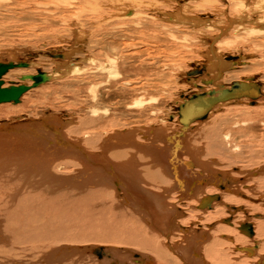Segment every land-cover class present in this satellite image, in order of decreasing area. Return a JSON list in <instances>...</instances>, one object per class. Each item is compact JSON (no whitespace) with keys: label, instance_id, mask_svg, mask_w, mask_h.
Masks as SVG:
<instances>
[{"label":"bare ground","instance_id":"1","mask_svg":"<svg viewBox=\"0 0 264 264\" xmlns=\"http://www.w3.org/2000/svg\"><path fill=\"white\" fill-rule=\"evenodd\" d=\"M14 1H12V2H14ZM41 1H43V0H41ZM51 1H55V0H51ZM61 1L60 2L56 1L57 3L55 2V4L60 3L61 5H63V3H61ZM150 1L153 5H150L149 4L150 2L146 1V0H73L72 3H75V5L77 4L78 6H80V4H82V5L86 4L87 6L89 5L90 6L89 11H91L93 14H96V15H94V18L91 16V14H87V16L90 15V17L88 16L87 18H85L86 20L83 18L84 21H86V24H83V26L81 25V27L88 26V30L86 32H84V34H87L91 38H95L94 32H92V30L95 31L94 29L96 27L99 28L102 24H105V23L109 26L119 27L121 34H123V33L127 34V33H130V31H131L133 34V38L137 37V36H138V39L143 38L144 35L142 34V30H145L146 28H148L147 23H149V21H150V20H146V19L150 15L155 16V14H159V13L160 14L158 16L162 17L165 20L169 19L168 21L173 22L176 19V22H178L177 24L182 25L181 28H183L185 26V28L189 29L190 28L189 25L193 24L191 22L192 21L195 22V20H197V22H195L194 25H195L196 29H199V26L201 25V23L205 24V22L207 21V20L206 21L204 20L205 21L204 22L201 18L200 19L199 18H191V17H193V16H191L192 14L188 15L186 13V11L180 5L178 6V8L175 9V11L176 10L177 11L173 13L170 10L171 8L167 7V6H170V4H171L170 0H163V3L161 4L163 7L161 6L162 8H160V11L157 10L158 11L157 12L156 7H159V6H157L159 1H153V0H150ZM173 1H176V0H173ZM232 1H230V3H232ZM263 1L264 0H237L238 4H236V5H238V7L241 6V8L243 7L244 9H249L251 14L245 13L246 17L245 16L240 17V18L237 17L238 19H236V20L233 17L227 16L228 17L227 21L225 20L226 21L225 22L226 27L221 28V34H219V36H217L215 38L213 37L212 42H214V41L218 42L219 38L222 35L226 34V32H228L230 29L232 30L233 28L235 29V27H237V26H243L245 23H248L249 25L252 26V27L249 26V28H247V30H246L247 34L249 32L254 33V34H260V33L264 32V14H261L260 16L258 14V12L260 11L259 6L264 3ZM1 2L5 3V0H3V1L0 0V4H3ZM69 2H70V0H69ZM176 2H178V1H176ZM37 3H40V2L37 1ZM46 3H47L46 5H48V2H46ZM51 3H53V2H51ZM251 3L253 6L249 7L248 4H251ZM55 4H54V6H55ZM49 5H51V4H49ZM46 7H48V6H46ZM6 8L4 7L3 9H6ZM80 8L82 9V6H80ZM86 8H88V7H86ZM241 8H240V13L238 15L241 14ZM55 9H57V8H54V10ZM62 10H63V8H62ZM75 10H76V8H75ZM83 11L84 10H82V13H83ZM181 11H183V14ZM242 11H244V10H242ZM244 12H242V13H244ZM74 13L75 12H73V14ZM78 13H80V12L78 11ZM87 13H89V12L87 11ZM9 14H10V12H9ZM1 15L3 16L2 13H1ZM241 15H243V14H241ZM78 16H80V15H78ZM91 18L97 19L98 22L96 20L91 22V20H92ZM155 18H157V16ZM155 18H154V20H155ZM71 19H72V17H71ZM73 19H74V17H73ZM216 19H218V18H216ZM154 20H152V21H154ZM130 22L134 23L135 27L133 26L134 29L132 28L129 31V23ZM155 23H157V22H155ZM158 23H159V21H158ZM161 23H163V22H161ZM207 24L208 23H206V25ZM78 25H79V23H78ZM212 25H215V24H212ZM223 25H224V23H223ZM149 26L151 27V25H149ZM152 26H154V25H152ZM172 26L175 27L176 24H174ZM81 27H79V28H81ZM123 27L125 29H123ZM162 27L163 26H161V30H163ZM169 27L170 28H168V30L169 31L171 30V32H172V29H174V28L171 26H169ZM215 27H217V26H215ZM191 28H192V26H191ZM85 29H87V27ZM104 29H105V27H104ZM178 29H180V28H178ZM196 29H194V30H196ZM206 29L208 30V28H206ZM227 29H229V30H227ZM191 30H193V29H191ZM231 30H230V32H231ZM238 30H240V29H238ZM155 31H157V33H158V30H155ZM103 32L105 33V31H103ZM104 33H102V34H104ZM146 33H148V32H146ZM186 33H188V32H186ZM241 33H244V32H241ZM148 34H150V33H148ZM158 34H160V33H158ZM164 34L166 35V32ZM109 35H110V33H109ZM166 36H168V35H166ZM171 36L172 35H170V37ZM102 37H104V35H102ZM159 37H161V36H159ZM198 37H200V36H198ZM152 38H153V35H152ZM167 38H169V37H167ZM144 42H145V40H144ZM212 42L209 45V50H208L209 52L207 55V57H208L207 63L209 64L207 66H209L208 69L210 70V71H208L209 72L208 75L211 72L212 76L216 75V77L218 78V77H221V75L224 72H226V71L228 72V70H230V66L233 65V64H228L226 62H236L239 57L238 56H233V57H228V58L225 57V61H226L225 62L224 58L220 57L219 55H216L217 54V53H215L216 50L213 48V44H216V43L215 42L212 43ZM106 43H107V41H106ZM119 43L120 42H118L117 44H119ZM223 43H225V42H223ZM159 44H160V42H159ZM163 44H165V42ZM74 46H75V44H74ZM103 46H105V45H103ZM109 47H110V45H109ZM120 47H123V46H120ZM143 47H144V44H143ZM150 47H152V46H150ZM89 48H91V46ZM100 48L105 50V48L102 46ZM138 49H139V47H138ZM79 50H81V49H79ZM108 50L109 49H107V52H108ZM112 50H115L117 55L111 56L109 54L108 57L107 58L105 57L104 60H102V61L99 60L100 64H97L95 69L98 72H101L103 74H106L104 72H107L111 76L110 78H112V77L116 78V77L120 76L119 65L122 64L121 60H122L124 55H122L121 51L119 52L120 48H118V47H116ZM144 50H145V47H144ZM123 51H125V50H123ZM134 51H136V50H134ZM148 51H150V50H148ZM59 52H62V51H59ZM132 52L133 51H131L130 53H132ZM91 54H92V52H91ZM95 54L97 55L98 53H95ZM57 56H59V55H57ZM130 56H128V57L130 58ZM234 57H236V58H234ZM71 58H73L72 55H71ZM59 59H62V61L67 62V63H65L66 65L64 64V65L56 66L55 67L56 69H58L57 67L65 66L66 68H64V69L67 70V72L71 75L81 74V72L83 73V71L85 70V67L77 66V65H75V63L73 61L69 62V64H68V61H67V59H65V55L63 53L61 54V56H59ZM132 60H131V62H133ZM154 60H153V62H154ZM90 61L96 63L95 59H90ZM239 61H241V59H239ZM151 63H152V61H151ZM80 64H81V62H80ZM91 64H93V63H91ZM91 64H87V65L90 66ZM138 65H140V64H138ZM149 66H151V65H149ZM91 67H92V65H91ZM122 67H124V66H122ZM132 67H133V65H132ZM127 68H128V66H127ZM134 68H136V67H134ZM65 70L63 72H65ZM129 70H131V69H129ZM138 71H140V70H138ZM198 72L200 74L204 73V69L202 72H200V71H198ZM89 73H90L89 75H92L91 72H89ZM38 74H35L34 76H37ZM86 74H88V73H86ZM231 74H232V72H231ZM57 75H58L57 72H55L54 74L45 73L44 81L42 84L39 85V87L44 85V84L47 85L49 81L51 82V81L56 80ZM94 75L96 76L97 74H94ZM225 75H228V74H225ZM65 76H69V75L65 74ZM125 77H127V76H125ZM65 78H63V80ZM88 78L89 77H87V80H88ZM91 78H93V77H91ZM99 80H100V78H99ZM106 80H108V79H106ZM21 81L25 82V81H30V80L23 81L21 78ZM122 81H124V80H122ZM96 82L97 81H95V84H96ZM144 82H146V81H144ZM203 82H204L203 84H205L206 87L204 85L200 86L197 84L195 87L197 89L202 90L201 93L199 94L200 96L203 94H206V95H204V98H202V99H200V101H198V104H197V106L195 105V108L202 107L204 105H207V106L203 110H201L202 108L197 109L196 114L197 115L201 114V115L198 117V119L194 123L195 126L197 125V123H201V122H204L205 120H207L208 117L210 115H212L214 112L216 114V112H220L223 108L228 107L230 104H236L237 102L246 101V103H249L250 106H255V103L257 101L254 99L264 98V95H263L264 94V87L262 86L261 83L257 82L253 78H248L247 80H244V81H236L230 87H223L219 84H216L215 86L218 88L217 90L216 89L211 90L212 88H214L211 86V84H213V82H214L213 80L206 79ZM132 83H134V82H131V84ZM149 83H147V84H149ZM167 83L169 84L170 82L167 81ZM4 84L6 85L5 81H4ZM33 84H34V81H32L31 85H29V84L28 85L32 86ZM89 84H90V82H89ZM147 84H145V86H147ZM153 84H156V83H152L151 85H153ZM193 84H195V83H193ZM235 84L252 90V94L250 96L240 97V98H235V99H234V96L229 97V98L224 97L223 101L220 100L217 102V100H215L217 102L216 104H215V102L210 103L211 98L209 97V93L215 92V93H211L212 97L213 96H219L218 94H221V92L224 90L230 89ZM258 84L260 85V89H261L260 91H259V89H257ZM5 85H4V88H8ZM132 85H134V84H132ZM136 86L137 85L135 84L134 89ZM161 86L162 85H160V87ZM39 87H37V88H39ZM117 87H118V85H117ZM154 87H156V86H154ZM187 87H189V86H187ZM205 88L209 89L206 91L207 93L205 92ZM126 90H127V87H126ZM162 90L164 91V89H162ZM74 91H76V90H74ZM115 91H117V90H115ZM130 91H131V88H130ZM149 91H150V89H149ZM167 91H169V90H167ZM191 91H194V90H191ZM61 92H62V90H61ZM122 92H124V91H122ZM196 92H198V91H196ZM63 93H64V95H66L65 92H63ZM71 93H73V92H71ZM143 94H141V95H143ZM129 95H130V93H129ZM136 95H134V96L137 97ZM161 95H163V94H161ZM193 95L196 96L197 94H193ZM193 95L190 96L189 98L186 97L188 99L186 101H189L190 99H192L194 97ZM22 97H21V99H22ZM73 97H75V96H73ZM139 98H137L138 100H137V102H135L136 104L133 101L134 107L131 106V108L132 107L135 108L137 104H139L138 106L142 105L140 103H141V101H143L144 98L142 100L141 99L139 100ZM252 98H254V99L252 100ZM156 100L157 99H155V101ZM105 101H107V100H105ZM152 101H153V99H152ZM155 101H153V102H155ZM127 102H128V100H127ZM145 103L147 104V102H145ZM148 103H150V102H148ZM183 103H185V102H183ZM13 104H15V103H13ZM122 104L124 105V103H122ZM213 104H215V105H213ZM263 106H264V104H263ZM97 108H98V106H97ZM123 108H125V107H123ZM147 108H148V106H147ZM148 110H149L148 112H150V109H148ZM152 111H153V108H152L151 112ZM156 111H158V110H156ZM134 112H135V110H134ZM96 115H97V113H96ZM153 115H154V113H153ZM119 116H121V114ZM228 116H230V115H228ZM92 117H94V116H92ZM172 118L174 120V117H172V116L170 117V120H172ZM46 119H48V116ZM49 119H51V125H46L47 126L46 129L40 128V124L38 122L33 126L26 127L25 123L27 121L33 120V119H29V118L25 119L23 121L13 119L14 123H12V124H14V126L8 125L7 128H5V127L2 128L3 125L0 124V170H1L0 171V254L1 253H5V255L10 254L7 257L8 261H6L3 264H30V263L31 264H35V263L36 264L37 263H41V264H80L82 262H88L89 264L90 263L91 264H264V213H261L263 208H260L259 206L255 207V205H253L254 200L252 201L253 198L250 196L251 194L256 193V191H258V193L259 192L264 193V166H262L261 168H257V167L253 168L252 167V169H249V167L246 166V167H248L249 171H246L248 173H247L246 178L244 177L245 179H242L244 181H242L239 178L234 177V175H232L231 173L223 172V171L216 172V170H215V173H212V172L209 173V171L207 173L206 170L204 169L203 171L196 172V170H195V168H196L195 160L196 159L194 160L193 159L194 156L192 155L193 152H195V151L192 152L189 150V148L187 151H184L185 146H186L184 144L189 143V141L182 142V141H184V138H187L186 137L187 133L192 132V131H190L193 127V125L190 126L191 123L189 124V126H186L185 128H183L182 131L177 130L176 132H172V133L169 132L170 134L167 137H164V139L162 137L160 138L161 141L164 140L163 142H165V143L161 142L162 144L166 145V146H164L165 150L162 149V147L160 148L157 146H154V148L149 147V146L147 147V145H145L146 147L143 146L142 148L141 147H135L134 150H136V151H139V150L141 151L143 149L149 150V152H147V154L142 153V152L139 153L140 152L139 151L138 153L142 154L139 157L137 152L130 150V148H132V147L129 146V144L133 145V146H138L137 143H135V141L133 142V140H135L134 139L135 136L132 135V134H134V132L130 133V135H129L126 129L125 130H119L117 128L119 131L118 130L114 131L115 133L113 132V134H112L110 132L111 131V129H110L109 132L111 134L109 136H107V135H106V137L104 136V139L102 141H101V139L103 137L97 139L98 141L100 140V142H101L99 144L97 141V143H98L97 147L99 148L98 150H97V147L95 146V145H97V143L93 142V140H95V139H93L91 141L92 146L85 141V143L90 148H93V150H92L88 146H86L83 142V139H86V137H84L83 139L80 138V133H78V129H79L80 125L76 129L77 130L76 133L79 134V135L78 134L77 135L79 136L80 139L79 138L75 139V138H72L73 136L70 137V135H69V134H71V135L75 134V132L72 133V130H71V131H69V134H68L67 133L68 130L64 127V123H67V122L64 121V123H63V121H61V119H59L55 115L50 116ZM63 119H64V117H63ZM109 119H112V118L110 117ZM175 119L177 120L176 117H175ZM34 120L36 121L37 119H34ZM41 120H43V119H41ZM57 120H58V124H60V126H58V125L56 126ZM262 120H264V119H262ZM75 121H78V120L75 119ZM104 121L105 120H102V122H104ZM107 121H105L104 123H107ZM112 121H109V122L111 123ZM117 121H118V119H117ZM122 121H124V120L122 119ZM97 122H96V128H98ZM99 122L102 123L101 121H99ZM165 123H164V125H166ZM107 124H109V123H107ZM168 124H171V123L169 122ZM168 124H167V127H168ZM223 124H225L224 126L227 125L225 121ZM121 125L125 126V124H123V123H121ZM121 125H120V127H121ZM67 126H68V124H67ZM112 126H111V128H112ZM172 126L173 125H171V127ZM198 126H201V125L198 124L197 127ZM10 127H13V129H11ZM55 127H56V129H59V130L55 129L54 131H52ZM68 127H70V126H68ZM93 127H91V128L93 129ZM139 127H141V126L139 125ZM149 127H150V125H149ZM150 128L151 129L154 128V132H155L156 127H150ZM163 128H164V126H163ZM169 128H170V125H169ZM5 129H8V130H5ZM99 129H97L98 132H99ZM151 129H149V133H152L153 130H151ZM202 129H204V127ZM102 130H104V129H102ZM226 130H227V128H226ZM104 131H107V130H104ZM146 131H148V130H146ZM156 131H158V130H156ZM195 131H197V130H195ZM56 132H59L60 135H57ZM198 132L199 131H197V133ZM225 132H224V134H225ZM107 133H108V131H107ZM156 133L157 132H155V134ZM161 133H163V132H161ZM89 134H91V131ZM219 134H221V133L219 132ZM91 135H93V133ZM210 135H212V134H210ZM141 136H144V137L146 136L149 139L151 135L147 136L146 134H143ZM191 136H192V134H191ZM191 136H190V139H191ZM226 136L230 137L229 135H226ZM203 137H205V136H203ZM94 138H95V136H94ZM96 138H98V137H96ZM226 139H228V138H226ZM226 139H225V141H226ZM201 141H203L202 138H201ZM94 143H95V145H93ZM147 143H149V142H147ZM220 143H221V141H220ZM220 143L218 142L219 145H220ZM228 143H230L229 140H228ZM125 145H127L129 147L124 148ZM153 145H154V143H153ZM225 145L228 146V144H225ZM93 146H95V147H93ZM208 147H209V149L215 148V143L210 142L208 144ZM196 148H198V147H195L194 150H196ZM132 150H133V148H132ZM225 151H229V150L225 149ZM185 152L187 153L186 156L183 155ZM225 154H227V153H225ZM172 155L175 157H178V158H180L179 156H182V157L184 156L185 161H179V159L177 160V158L174 159ZM187 155L190 156V160L187 159V157H188ZM169 156H171V158ZM145 158L152 159L151 163H153L155 166H158L160 168V169H154L155 167L153 166L154 167L153 171L157 172V174H159L164 179L165 184L166 183L169 184V187L167 186L168 187L167 189L165 188L164 190H162V188L160 189L158 187V189H160L159 191H161V192H159L157 189L158 193L157 192L153 193L149 190H143L141 187L142 185H139L143 181L141 179L142 176L139 175L140 170L138 168L140 166L142 167V165L145 166L146 163L141 165V163L146 161ZM139 159H140V161H139ZM174 160H177V161H174ZM199 164L201 167L204 166V164H201L200 162L198 163V165ZM14 165L18 166V168L16 170H15ZM62 166L65 167L66 169L73 167L76 170L72 174H70V172H68L67 174H65V173L59 174L58 173L59 168ZM137 166H138V168H137ZM150 167H152V166H150ZM73 168H71V171L74 170ZM137 169H138V171H136ZM147 171H148V169H147ZM204 173H205V175H204ZM236 173H238V172L236 171ZM159 175H157V176H159ZM238 175H241V172ZM139 176H141V177H139ZM151 178H152V176H151ZM158 178H160V177H158ZM251 178L253 180V183H251V184H253L252 185L253 187L250 186L251 184H249V183L245 184ZM254 178H257V179L255 180ZM161 179H159L158 181L161 182ZM21 180H23V182ZM167 180H169L171 182L169 183V181H167ZM163 184L160 183V185H163ZM208 184L210 186H208L207 188L210 189V191L206 190L207 189L206 185H208ZM148 185L152 186L151 183H148ZM119 187H121L123 189L124 195L123 194L117 195L118 197L120 196L118 212H115L117 210V208H116L117 205H115V207L109 206L110 210H109V212L108 211L105 212V216H104L105 221H108V219H109L111 224H114L115 229L113 228L114 230H112V231L115 233V235H116L115 237H111L112 235L109 234V233L113 234V232H111V231L110 232L107 231L108 234L105 233L107 235L101 234V236H98L97 238L93 237L94 236V234H92L93 232L91 234H89L90 237L86 236L87 234H85V236H81L82 233L89 231L90 227L86 226V225H88L87 222L83 224V226L85 225L87 227V229L85 230V228L83 226H79L82 224L69 222L72 219L73 215H67L68 217L64 216V214L65 215L67 214L66 211H64V214H61L64 207L65 208L68 207V210H74V208L77 207V212H76V214H77L78 213V207L81 206V204L83 205V203L86 202V199L91 200V199L96 197L98 200V198L99 199L102 198L101 192H103L104 194L106 193L109 198L112 196H113V198H115V195L113 192H114V190L116 192H119V190H118ZM160 187H162V186H160ZM242 187H244L243 190L248 191L247 194L242 191V189H241ZM32 188L34 190H30ZM64 188H69V189L74 188V190H71V191L66 190V192H69V193L71 192V194L74 193L76 196H77V194H79V195L87 194L88 197L85 196V198L83 197L81 199H76L73 201L66 200L65 199L66 197L58 196L59 193L61 194V193L65 192V191H60L61 189H64ZM121 188H120V190H121ZM149 188L154 189V187H149ZM95 191L96 192L99 191V193L93 194ZM49 193L50 194L58 193V195H57L58 200L49 203V205L51 207L54 206L55 209H51V208L46 209L42 205V204L46 205L44 198L49 197ZM109 193H111L112 195H109ZM33 194L37 197L40 196L39 198H36L38 200L34 201L30 198ZM71 194H69V195L71 196ZM89 194H93V195L91 197H89ZM106 194H105V196L107 197ZM248 194H250V195H248ZM73 198H74V196H73ZM258 198H259V196H258ZM70 199H71V197H70ZM111 200H114V199H111ZM49 201H50V199H49ZM80 201H81V204L79 203ZM92 201H94V200H92ZM102 201H104V199ZM18 202H21V205L23 207H27V209L31 208L32 212H30L28 214L25 213V211H23L22 209L17 207ZM100 202H101V200H100ZM106 203H108V202H106ZM35 204H37V205L40 204L41 206H43V210L38 211V209L35 207ZM65 204H67V205H65ZM110 204H111V202H110ZM110 204H108V205H110ZM21 205H20V207H21ZM49 205L47 206L48 208H49ZM72 205H76V206H72ZM105 206L106 205H104V208H105ZM54 207H52V208H54ZM254 207L256 209H254ZM101 208H103V207H101ZM106 208H107V210L109 209L107 206H106ZM227 208L229 209L228 211H227ZM86 209H89V207ZM95 209H96V207H95ZM59 210L61 213L58 214ZM96 210H98V209H96ZM253 210L259 211L260 215H257L255 217L253 214H251V212L252 213L254 212ZM82 211H84V210H82ZM17 212L19 214L21 213L23 216L25 215V217L28 218V220L23 219L20 215L17 214ZM91 213H93V212H91ZM239 213L243 214L240 217L243 222L241 221V223L239 222V224H238V221H240V220H239V216H237V215ZM76 214L74 216H76ZM29 215H32L33 217H30ZM82 215H83V213H82ZM87 215H88V213H87ZM185 215L188 217H186ZM85 216H86V213H85ZM95 216H97V215H95ZM242 216H244V217H242ZM75 219H77V218H75ZM90 219H91V217H90ZM98 219H96V220H98ZM8 222L10 224V227L8 228L10 233H12L14 235V234H19V233L25 234V232H28V233H30L29 237H37L36 238V245H31L30 248L28 245L27 246L25 245L23 247L22 251H20L21 249H19V248H15L13 250L12 247L10 246L11 244L9 243V239L11 238V236L9 238L8 231L5 228L6 227L5 225ZM75 222H77V221H75ZM4 223H5V225H4ZM92 224H94V223H92ZM116 224H120V225L116 226ZM94 225H92V226H94ZM101 228H102V226H101ZM91 229H93V228H91ZM73 231H76V232H73ZM70 233L75 236L74 239L70 237ZM98 234H100V233H98ZM40 236H42V237H40ZM17 237L18 236H16V238ZM94 238H96V239H94ZM17 239L23 240V239H19V238H17ZM15 240L16 239H14V241ZM65 240L69 241L68 245H66V243L64 242ZM80 240H83L84 242L92 241V243L94 242L93 240H96V241L102 240L103 242H109L112 245H105V247L104 246L99 247L98 245H95L96 243L95 244L93 243L94 245H92V244L90 245L91 242H89V244H83L82 246H80L81 244H77L78 242H80ZM23 241H25V240H23ZM74 242H77V243H74ZM103 242H101V244ZM14 243H16V242H14ZM22 243L24 244V242H21V244ZM18 244H20V243H18ZM18 244H15V245L18 246ZM103 244H105V243H103ZM19 246H21V245H19ZM34 248L38 249L40 251L39 254H37V255H40V259L38 261L29 263V262L24 261L23 257L21 260H19V258L17 257L20 255V254H18V252L22 253V252H26V251H32ZM18 249H19V251L14 252L15 250H18ZM22 254H24V253H22ZM13 257H15V258H13ZM33 257H34V254H33ZM35 257H36V255H35ZM11 258H13V260ZM0 264H2V259L0 260Z\"/></svg>","mask_w":264,"mask_h":264},{"label":"rangeland","instance_id":"2","mask_svg":"<svg viewBox=\"0 0 264 264\" xmlns=\"http://www.w3.org/2000/svg\"><path fill=\"white\" fill-rule=\"evenodd\" d=\"M1 1H3V0H1ZM12 1H14V0H5V3L1 2L3 4H0V12L3 14V16H2L0 13V35H1L0 36V63H11V62H13V63H28L29 67L28 68H17V69L10 71L4 78V81L6 82L5 86L9 87L10 82L24 84V85H28V84L31 85L32 81L22 82L21 78L23 76H27V75H35V74H38L39 72L48 73V74H50V73L54 74L55 72H57L58 75L56 76L57 77L56 80L51 81V82L49 81L47 85L44 84V85L40 86L39 88L32 89L31 91L26 93L22 97L21 102L19 104L7 103V104L0 105V114H1L0 115V124L3 125L2 128L3 127L7 128L8 125H12V123H14L13 119L21 120V121L28 119V118L33 119V120L34 119L40 120V119H46L47 116L49 118L50 116L55 115L59 119H61V121H63V123H64V121L67 122V123H64V127L68 130V132H67L68 134H69V131H71V130H72V133L75 132V134H72V135L69 134L70 137L73 136L72 138L78 139L79 138L78 133H80L81 139L86 137V139H83V142L86 146H88V145L85 143V141L91 145L92 144L91 141L93 139L96 140V141L93 140V142L97 143V141H98L97 139H99V138L103 137L101 139V141H102L104 139V136L105 137H106V135L109 136L111 133L113 134V132L117 131L118 129L119 130H125L126 129L129 135H130V133L134 132V134H132L135 136V138H134L135 140H133V142L135 141V143H137L138 146H133L130 144H129V146L133 148V150H132V148H130V150L137 152V154L140 157V155H142V154H139V153L142 152V153L147 154V152H149V150L143 149L141 151L139 150L140 151L139 152V151L134 150L135 147H141L142 148L143 146L146 147L145 145H147V147L149 146V147L154 148V146H157L160 148L162 147V149H164V146H166L165 144H162V143H165V142H163L164 137H167L172 132H176L177 130L178 131L180 130L181 123H180V118H179L180 114L179 113H180L181 105L184 104L183 102L188 100L187 98H189L193 94H200L202 91V90L197 89L195 87L196 84L200 85V86H203V85L205 86V84H203L204 80H206V79L213 80L214 82H213V84H211V86L214 88H212L211 90H215V89L217 90L218 88L215 86L216 84H219L223 87H230L236 81H244V80H247L248 78H253L257 82L261 83L262 86L264 87V35H263L264 32H262L260 34H254V33L249 32L247 34L246 30H247V28H249V26H251L248 23H245L243 26H237V27H235V29L233 28L234 30L230 29L231 32L229 29H227L229 31L226 32V34L222 35L219 38L218 42L214 41L216 43V44H213V48L216 50L215 53H217L216 55H219L220 57L224 58V61H225V57L228 58V57L238 56L239 58L237 59L236 62H226L225 61L228 64H233L230 66V70H228V72L227 71L224 72L225 74H228V75H225L223 73L221 75V77H218V78L216 77V75L212 76L211 72L208 75V73H209L208 71H210V70L208 69L209 66H207V65H209L207 63V60H208L207 55L209 52L208 51L209 45L212 42V38L213 37L215 38V37L219 36V34H221V28L226 27L225 22L227 21L228 17H233L236 20V19H238L237 17H239V18L244 17V16L246 17V14H251L249 9H244L243 7L241 8L240 5H239L240 7H238V5H236V4H238L237 0H233V1L230 0V1H232V3H230L229 0H176L178 2L170 0L171 4H170V6H167V7L171 8L170 10L173 13L177 11V10L175 11V9L178 8V6L180 5L186 11V13L188 15L192 14L191 16H193V17H191V18H199V19L201 18L203 21L207 20L206 22L204 21L205 24L203 23L205 26L201 23V25L199 26V29H196L194 23L197 22V20H195V22L194 21L191 22V23H193L192 25L190 24L192 26V28L189 24H188L190 27L189 29L185 28V26L183 28H181L182 25H178L177 24L178 22H176V19L173 22L168 21L169 19L165 20L162 17L158 16L160 14L159 13V14H155V16L154 15L148 16V18L146 20H150L151 22L149 21V23H147L148 28H146L145 30H142V34L144 35V37L140 38V39H138V36L133 38V34L130 30L132 28L134 29L135 24L132 22L129 23L130 33L121 34L119 27L109 26L105 23V24H102L99 28L96 27L94 29L95 31L92 30V32H94L95 38L89 37L87 34H84V32H86L88 30V26L81 27V25L83 26V24H86V21H84V19L87 18L88 16L90 17V15L87 16V14H91V16L93 18H94V15H96V14H93L91 11H89V9H90L89 5L87 6L86 4L85 5L80 4V6H82V9H81L80 6H78L77 4L75 5V3H72L73 0H70V2H69V0H62L63 2L60 0L61 3H63V5H61L60 3H59L60 5L55 4L56 1L60 2L59 0H55V1H51V0H45V1L44 0L43 1H41V0H15L14 2H12ZM37 1L40 3H37ZM146 1H149L150 2L149 4L153 5L150 0H146ZM153 1H159L157 4V6H159V7H156L157 8L156 11L157 10L160 11V8L163 7L161 5L163 3V0H153ZM46 2H48V5H46L47 4ZM51 2H53V3H51ZM49 4H51V5H49ZM54 4H55V6H54ZM262 5L264 6V3L259 6V9H260V11L258 12L259 16L261 14H264V7ZM46 6H48V7H46ZM248 6L251 7L253 5L251 3V4H248ZM4 7L5 8L7 7V8L3 9ZM53 7L57 8V9L54 10ZM86 7H88V8H86ZM62 8H63V10H62ZM75 8H76V10H75ZM240 8H241V14H243V15H241V14L238 15L240 13ZM82 10H84L83 13H82ZM242 10H244L245 12ZM8 11L10 12V14ZM78 11L80 13H78ZM87 11L89 13H87ZM73 12H75V13L73 14ZM181 12L183 14V11H181ZM242 12H244V13H242ZM78 15H80V16H78ZM156 16H157V18H155ZM71 17H72V19H71ZM73 17L75 20L73 19ZM154 18H155V20H154ZM216 18H218V19H216ZM151 19L154 21H152ZM95 20L97 21V19H92L91 22L95 21ZM158 21H159V23H158ZM155 22H157V23H155ZM161 22H163V23H161ZM78 23L80 26L78 25ZM206 23H208V24L206 25ZM223 23H224V25H223ZM174 24H176L175 27L172 26ZM212 24H215V25H212ZM149 25H151V27ZM152 25H154V26H152ZM78 26L81 27L82 29L79 28ZM161 26H163L162 29L164 31L161 30ZM169 26L174 28V29H172V32H171V30L170 31L168 30V28H170ZM215 26H217V27H215ZM86 27H87V29H85ZM104 27H105V29H104ZM178 28H180V29H178ZM206 28H208V30ZM123 29H125V28L123 27ZM191 29H193V30H191ZM194 29H196V30H194ZM238 29H240V30H238ZM155 30H158V33H160V34H158L157 31H155ZM103 31H105V33L106 32L107 33L105 34ZM146 32H148L150 34H148ZM165 32H166V35H168V36H166L164 34ZM186 32H188V33H186ZM241 32H244V33H241ZM102 33H104V34H102ZM109 33H110V35H109ZM101 34L104 35V37H102ZM152 35H153V38H152ZM158 35L161 37H159ZM170 35H172V36L170 37ZM198 36H200V37H198ZM167 37H169V38H167ZM109 40L110 41L112 40V41L110 42ZM144 40H145V42H144ZM106 41L108 44L106 43ZM117 41L120 42L121 44L120 43L117 44L118 43ZM159 42H160V44H159ZM164 42H165V44H163ZM214 42H212V43H214ZM223 42H225V43H223ZM74 44H75V46H74ZM143 44H144L145 50H144ZM103 45H105V46H103ZM109 45H110V47H109ZM90 46H91V48H89ZM101 46L104 47L105 50L100 48ZM120 46H123V47H120ZM150 46H152V47H150ZM116 47L120 48L119 52L121 51L122 55H124V56L121 60L122 64L119 65L120 76H118L116 78L112 77L113 78L112 79V78H110L111 76L107 72H104L106 74L98 72L95 69V67L97 64H100V61L104 60L105 57L107 58L109 54L111 56H116L117 53L115 52V50H112ZM138 47H139V49H138ZM79 49H81V50H79ZM107 49H109L108 52H107ZM122 49L125 51H123ZM133 49L136 51H134ZM130 50L133 52L130 53L131 52ZM148 50H150V51H148ZM59 51H62V52H59ZM90 51L92 52V54ZM62 53L65 55V59H67L68 64H69V62L73 61L75 63V65L85 67V70H84L85 72L83 71V73L81 72V74L71 75L67 72V70L64 69V68H66L65 66L57 67L58 69H56L55 68L56 66L64 65L65 63H67V62L62 61V59H59V56H61ZM95 53H98V54L96 55ZM57 55H59V56H57ZM71 55L73 58H71ZM128 56H130V58ZM234 58H236V57H234ZM90 59H95L96 63L91 62ZM239 59H241V61H239ZM131 60L133 62H131ZM150 60L152 61V63ZM153 60L156 64L153 62ZM80 62H81V64H80ZM91 63H93V64H91ZM87 64H91L92 67H91V65L89 66ZM138 64H140V65H138ZM132 65H133V67H132ZM149 65H151V66H149ZM122 66H124V67H122ZM127 66L131 70H129L127 68ZM134 67H136V68H134ZM203 69H204V73L200 74L198 71L202 72ZM64 70H65V72H63ZM138 70H140V71H138ZM89 72H91L92 75H89L90 74ZM231 72H232V74H231ZM86 73H88V74H86ZM65 74L69 75V76H65ZM94 74H97V75L95 76ZM125 76H127V77H125ZM87 77H89L88 80H87ZM91 77H93L95 80ZM63 78H65V79L63 80ZM99 78H100V80H99ZM106 79H108V80H106ZM122 80H124V81H122ZM95 81H97L96 84H95ZM105 81L106 82L108 81V82L106 83ZM144 81H146L147 83H149V82L150 83L147 84ZM167 81L170 83L168 84ZM89 82H90V84H89ZM131 82H134L132 84L137 85L135 87V89H134V85H132ZM152 83H156V84L151 85ZM193 83H195V84H193ZM145 84H147V86H145ZM117 85H118V87H117ZM160 85H162V86L160 87ZM125 86L127 87V90H126ZM154 86H156V87H154ZM187 86H189V87H187ZM130 88H131V91H130ZM149 89H150V91H149ZM162 89H164V91ZM61 90H62V92H61ZM74 90H76V91H74ZM115 90H117V91H115ZM167 90H169V91H167ZM191 90H194V91H191ZM207 90H209V89L205 88V92ZM122 91H124L125 93ZM196 91H198V92H196ZM63 92H65L66 95H64ZM71 92H73V93H71ZM129 93L131 96L129 95ZM141 94H143V95H141ZM161 94H163V95H161ZM134 95H136L137 97H135ZM73 96H75V97H73ZM137 98H139V100L140 99L142 100L144 98L143 101H141V103H140L142 105L138 106L139 104H137L136 107L133 108L134 103L137 102V100H138ZM152 99H153V101H155V99H157L155 101L156 103L153 102ZM105 100H107V101H105ZM127 100H128V102H127ZM133 101H134V103H133ZM145 102H147L148 105ZM148 102H150V103H148ZM122 103H124V105ZM263 104H264V98H259L257 100V102L255 103V106H250V104L246 103V101L237 102L236 104H230L228 107L223 108L220 112H216V114L214 112L204 122L197 123V125L199 124L201 126L197 127V125L195 126L194 123H192L193 127L190 131H192L193 133L192 132H189L190 134L187 133L186 137L188 139L184 138V141H182V142L189 141V143L184 144V145H186L184 151H187L188 148L192 152L195 151V152H193L192 155L194 156L193 159L194 160L196 159L195 160L196 172L203 171L204 169L206 170L207 173H208V171H209V173L210 172L215 173V170H216V172L223 171V172L231 173L232 175H234V177L242 180V179H245L247 176L248 172H246V171H249V169H252V167L253 168L254 167L255 168L256 167L261 168L262 166H264V122H263L264 120H262V119H264L263 118L264 117V106H263ZM121 105L125 108H123ZM146 105L148 106V108ZM97 106H98V108H97ZM131 106H133V107L131 108ZM151 107L153 108L152 112H151V110H152ZM148 109H150V112H148L149 111ZM134 110H135V112H134ZM156 110H158V111H156ZM96 113H97V115H96ZM153 113H154V115H153ZM120 114H121V116H119ZM228 115H230V116H228ZM92 116H94V117H92ZM171 116L174 117V120H173V118H172V120H170ZM63 117H64V119H63ZM110 117L112 119H109ZM175 117L177 118V120L175 119ZM116 118L118 119V121ZM75 119H77L78 121H75ZM122 119L124 121H122ZM102 120H105V121L108 120L107 123H109V124L104 123L105 121L102 122ZM99 121H101L102 123H100ZM109 121H112L113 123L112 122L110 123ZM224 121L227 124L226 126H224L225 124H223ZM96 122H97L98 128H96ZM169 122L171 124H168ZM121 123L125 124V126L123 125L124 126L123 127L121 125ZM164 123L166 125H164ZM67 124L70 127H68ZM167 124H168V127H167ZM57 125L60 126V124H58V121L56 122V126ZM79 125H80V127L81 126L82 127L80 128ZM120 125H121V127H120ZM139 125L141 127H139ZM149 125H150V127H156L155 128V132H157L156 134L154 132V128L151 129L149 127ZM169 125H170V128H169ZM171 125H173L174 127L173 126L171 127ZM111 126H112V128H111ZM163 126L165 129L163 128ZM78 127H79L78 133H76L77 132L76 129ZM91 127H93V129ZM203 127H204V129H202ZM10 128L13 129V127H10ZM226 128H227V130H226ZM97 129H99V132ZM102 129L107 130L108 133H107V131H104ZM110 129H111V131H110ZM149 129L153 130L152 133H149ZM56 130H59V129H56ZM89 130L91 131V134L93 133V135L89 134L90 133ZM146 130H148V131H146ZM156 130H158L159 132ZM195 130H197L199 132L197 133V131H195ZM218 131L221 134H219ZM161 132H163L164 134ZM224 132H225V134H224ZM209 133L212 135H210ZM143 134H146L147 136L151 135L150 136L151 139L150 138L148 139L146 136L145 137L141 136ZM191 134H192V136H191ZM74 135L75 136L77 135V136L75 137ZM226 135H229L230 137H227ZM94 136H95V138H94ZM190 136H191V139H190ZM203 136H205V137H203ZM96 137H98V138H96ZM161 137L163 138L162 139L163 141L160 140ZM225 137L228 139H226ZM201 138L203 141H201ZM224 138L226 139V141ZM228 140L230 143H228ZM217 141L219 143L221 141L220 145L218 144ZM147 142H149V143H147ZM152 142L154 143V145ZM210 142L215 143V148L209 149L208 144ZM95 143L93 145H95ZM98 143L99 144L101 143L100 140L98 141ZM98 143H97V145H95L96 147L98 146ZM225 144H228V146H226ZM95 146H93V147H95ZM129 146L125 145L124 148L129 147ZM195 147H198V148H196V150H194ZM90 149L93 150V148H90ZM98 149L99 148L97 147V150ZM225 149L229 150V151H225ZM225 153H227V154H225ZM186 154L187 153L185 152L183 155L186 156ZM184 156L183 157L179 156L180 158L173 156V158L174 159L177 158V160L179 159V161H185ZM169 157L171 158V156H169ZM188 157H187V159L190 160V156H188ZM145 160L146 161L143 163L140 162L141 165L146 163L145 166L142 165V167L140 166L139 168L137 166V168L140 170L139 175L142 176V177L139 176V177H141V179L143 181L141 184H139V185H142L141 186L142 189L143 190H149L153 193L154 192L158 193V191L161 188H162V190H164L165 188L167 189L169 187V184L168 183L165 184L164 179L159 174H157V172L153 171L154 169H160V168L158 166H155L153 163H151L152 159L145 158ZM177 160H174V161H177ZM139 161H140V159H139ZM199 162L201 164H204V166H203L204 168L201 167L200 164L198 165ZM150 166H152V167H150ZM246 166H248L249 169ZM14 167H15V170L18 168L17 165L16 166L14 165ZM71 168H73V167L67 168L68 169L67 170L65 167L62 166L59 168V171L58 170L57 171L59 174H64V173L67 174L68 172H70V174H72L75 172L76 169L73 168L74 170L71 171ZM138 169L136 171H138ZM147 169H148V171H147ZM235 170L238 173H236ZM240 172H241V175H238V174H240ZM205 173H204V175H205ZM157 175H159V176H157ZM151 176H152V178H151ZM158 177H160V178H158ZM159 179H161V182L158 181ZM254 179L256 180L257 178H254ZM21 181L23 182V180H21ZM167 181H169V180H167ZM242 181H244V180H242ZM170 182L171 181H169V183ZM148 183H151L152 186H149ZM160 183L163 185H160ZM248 183L249 184L253 183L252 178L250 180H248L247 183H245V184H248ZM252 185L253 184H251L250 186H252ZM160 186H162V187H160ZM208 186H210V185L209 184L206 185V188ZM149 187H154V189L149 188ZM158 187L160 189H158ZM33 188L30 190H34ZM120 188L121 187L118 188L120 193L116 192L114 190L113 193L115 195V198H113V196L109 198L108 195L105 193L107 195V197L109 198L108 199L105 196V194L103 192H101L102 198H100V199L98 198L99 201L97 200L96 197H95L96 199L95 198H93L91 200L86 199V202L83 203V205L81 204V201H80L79 203L81 204V206L78 207V213L77 214H76L77 207L74 208V210H68V207L67 208L64 207V209L62 210V213L59 210L58 214L59 213L64 214V211H66L67 214L66 215L64 214V216L68 217L67 215H73L72 219L69 222L82 224L79 226H83V224L87 222L88 225H86V226L90 227L89 228L90 232L86 231V232L82 233L81 236H85V234H87L86 236H89V234H91L92 232H93L92 234H94L93 237H96V238L98 236H101V234L107 235L108 234L107 231L113 232L112 230L115 229L114 228L115 226H114V224H111L109 219H108V221H105V219H104L105 218L104 217L105 212H107V211L109 212L110 207H115V205H117V207H116L117 210L115 212H118L120 196L118 197L117 195L124 193L123 189L121 188V190H122L121 191ZM243 188L244 187L241 188L242 191L247 194L248 191L243 190ZM157 189H158V191H157ZM66 190L71 191V190H74V188H72V189H69V188L61 189L60 191H65V192H63L61 194L59 193V195H58V193H52V194L49 193V197L44 198L46 205H44V204H42V205L46 209H50V208L55 209V207L52 206V207H54V208H52L49 205V203L58 200L57 195L66 197L65 199L69 200V201L81 199L83 197L85 198V196L88 197L87 194H85V195L84 194L83 195L77 194V196H76L74 193L71 194V192L70 193L66 192ZM206 190L210 191V189H208V188ZM159 192H161V191H159ZM95 193H99V191L98 192L95 191L93 194H95ZM69 194H71V196ZM93 194H89V197H91ZM250 194H248V195H250ZM109 195H112V194L109 193ZM69 196L71 197V199ZM73 196H74V198H73ZM250 196L253 198L252 201L254 200L253 201L254 204L253 203L252 204L255 205V207L259 206L260 208H263L262 209L263 212L261 211V213H264V193L263 192L258 193V191H256V193L251 194ZM258 196H259V198H258ZM39 197H37L33 194L30 198L32 200L36 201V200H38L36 198H39ZM49 199H50V201H49ZM103 199H104V201H102ZM111 199H114V200H111ZM92 200H94V201H92ZM100 200H101V202H100ZM106 202H108V203H106ZM110 202H111V204H110ZM103 204L106 205L109 209L107 210L106 206L104 208ZM108 204H110V205H108ZM20 205H21V202H18L17 207L22 209L23 211H25V213L28 214V213L32 212L31 208L27 209V207H23L22 205L20 207ZM48 205H49V208L47 207ZM65 205H67V204H65ZM43 206H41L40 204L39 205L35 204V207L38 209V211L43 210ZM72 206H76V205H72ZM87 206L89 207V209H86V208H88ZM95 207L98 210H96ZM101 207H103V208H101ZM255 207H254V209H256ZM82 210H84V211H82ZM228 210L229 209L227 208V211ZM73 212L76 214V216H74L75 214ZM91 212H93V213H91ZM82 213H83V215H82ZM85 213H86V216H85ZM87 213H88V215H87ZM17 214L20 215L23 219L28 220V218H26L25 215L23 216L21 213L19 214L18 212H17ZM251 214H253L256 217L257 215H260V212L255 210L253 213L251 212ZM95 215H97V216H95ZM241 215H243V214L239 213L237 215V216H239V220H240V221H238V224H239V222L241 223V221H242L240 218ZM29 216L33 217L32 215H29ZM90 217H91V219H90ZM186 217H188V216H186ZM242 217H244V216H242ZM75 218H77V219H75ZM95 218L96 219L99 218V219L96 220ZM75 221H77V222H75ZM92 223H94V224L96 223V224L94 225ZM4 225H5V223H4ZM92 225H94V226H92ZM119 225L120 224H116V226H119ZM5 226L4 227L8 231L9 238L11 236V238L9 239V243L11 244L10 246L12 247L13 250L15 248H19V249H21L20 251H22V249L25 245L26 246L28 245L29 248L31 245H36V238L37 237H29L30 233H28V232H25V234L19 233L20 235L19 234L13 235L12 233H10V231L8 229L10 227L9 222ZM86 226L85 225L83 226L85 228V230L87 229ZM101 226L104 230L101 228ZM91 228H93V229H91ZM73 232H76V231H73ZM98 233H100V234H98ZM105 233H107V234H105ZM109 234L112 235L111 237L116 236L114 232H113V234H111V233H109ZM16 236H18L17 238L23 239L25 241L18 240L16 238ZM40 237H42V236H40ZM70 237L74 239L75 236L70 233ZM96 238H94V239H96ZM14 239H16V240L14 241ZM82 241L83 240H80V242H78V243L74 242V243L81 244L80 246H82L83 244H89V242H91L90 245L91 244L94 245L96 243L95 245H98L99 247H101V246L105 247V245H112L111 243L103 242L102 240H97V241L93 240L94 244L92 243V241H86V242H84V241L82 242ZM14 242H16V243H14ZM21 242H24V244L23 243L21 244ZM64 242L66 243V245L69 244V241H67V240H65ZM101 242H103L105 244H103V243L101 244ZM18 243H20V244H18ZM15 244H18V246H16ZM19 245H21V246H19ZM19 249L15 250L14 252L19 251ZM39 252L40 251L38 249L34 248L32 251L22 252L24 254L18 252V254H20V255L17 257L19 258V260H21L23 257L24 261L29 262V263L30 262H36L40 259V255H37V254H39ZM33 254H34V257L36 255L37 258L36 257L34 258ZM9 255L10 254L5 255V253L0 254V260L2 259V264L5 263L6 261H8L7 257ZM13 258H15V257H13ZM13 258H11V259L13 260ZM37 264H41V263H37ZM80 264H89V263L88 262H82Z\"/></svg>","mask_w":264,"mask_h":264},{"label":"water","instance_id":"3","mask_svg":"<svg viewBox=\"0 0 264 264\" xmlns=\"http://www.w3.org/2000/svg\"><path fill=\"white\" fill-rule=\"evenodd\" d=\"M29 67L28 63H0V105L1 104H7V103H15L18 104L21 101V97L24 96V94L28 93L30 90L39 87L40 84L43 83L44 78H45V73L39 72V74L37 76L34 75H27V76H23L22 80H30V81H34V84L32 86H28V85H24V84H19V83H14V82H10L9 83V87L8 88H4V77L12 70L17 69V68H27ZM257 89H260V85H257ZM207 93V92H206ZM211 93H215V92H211ZM211 93H209V97L211 98V102H215V104L218 101H223L224 97H233L235 98H240V97H246V96H250L252 94V90L247 89L245 87H241L240 85H233L230 89L224 90L221 92V94H218L219 96H211ZM197 94L196 96L194 95V97L192 99H190L189 101H185L184 104L181 105L180 107V123H181V128L180 131H182L183 128H185L186 126H190L192 125V123H195L196 120L198 119V117L201 115H197L196 111L197 109L202 108L201 110L205 109L207 105H204L202 107H198L195 108V105L197 106L198 101H200V99L204 98V95H199ZM254 98H252L253 100ZM213 100V101H212ZM217 100V102L215 101ZM254 100H258V99H254ZM213 104V105H215ZM58 121V120H57ZM40 124V128L42 129H46V125H51V119H43V120H31V121H27L26 127H30L35 125L36 123ZM12 126H14V124H12ZM12 129V128H11ZM56 129V127L52 130L54 131ZM189 129V128H188ZM187 129V130H188ZM8 130V129H5ZM57 135H60L59 132H56Z\"/></svg>","mask_w":264,"mask_h":264}]
</instances>
